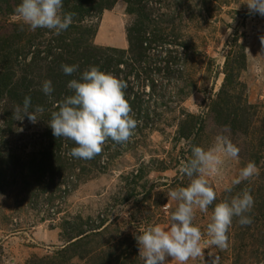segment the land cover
Instances as JSON below:
<instances>
[{
	"label": "rangeland",
	"instance_id": "rangeland-1",
	"mask_svg": "<svg viewBox=\"0 0 264 264\" xmlns=\"http://www.w3.org/2000/svg\"><path fill=\"white\" fill-rule=\"evenodd\" d=\"M76 2L63 0L62 11L73 12ZM98 2L87 5L92 10L84 16L73 13V21L80 22L63 31L78 38L82 48L126 51L127 34L140 28L139 38L164 40L157 51L145 54L148 62L156 60L153 68L164 66L165 55L173 59L167 64L173 70L169 77L149 74L159 88L143 96L148 128L155 130L131 139L140 141L137 147L115 159L105 174L62 180L52 176L51 168L41 176L31 170L49 149L43 138L47 124L38 114L35 124L26 116L17 120L13 110L1 108L6 101L1 98L0 264H143L136 235L150 226L168 227L177 207L168 193L190 183L180 167L191 158V147L208 149L221 134L240 148L239 159H227L220 174L208 177L216 200L207 212L197 210L193 223L206 234L215 204L244 190L254 198L248 214L253 222L241 226L234 218L227 249L202 242L204 256L187 264H212L216 258L217 264H264V16L250 14L245 0H116L101 12ZM111 2L104 0L102 6ZM19 3L0 0V38L11 49L23 44L16 29L24 39L42 36L43 45L57 36L23 25L15 14ZM20 60L13 55L11 73L17 74ZM66 82L60 96L52 92L54 102L72 94ZM137 84L148 94L147 74ZM249 161L259 175L225 192Z\"/></svg>",
	"mask_w": 264,
	"mask_h": 264
},
{
	"label": "clouds",
	"instance_id": "clouds-1",
	"mask_svg": "<svg viewBox=\"0 0 264 264\" xmlns=\"http://www.w3.org/2000/svg\"><path fill=\"white\" fill-rule=\"evenodd\" d=\"M245 3L250 14L264 16V0H245ZM63 7V0H20L15 14L32 31L47 29L59 35L73 23V14L64 13ZM61 68L65 75L71 76L79 66L65 64ZM67 87L72 94L58 102L48 126L54 137L76 145L68 155L92 160L103 152L109 139L117 144L132 139L139 121L134 119L131 105L125 98L127 84L124 80L101 71L97 66H90L79 78L69 80ZM41 90L50 96L54 91L52 82L45 80ZM32 107L31 97L25 96L22 106L17 105L14 110L16 119L23 120L26 116L35 124L39 120L36 114H43L45 109L37 105L30 111ZM225 130H228L227 126ZM239 152L240 148L224 134L218 135L215 145L208 149L191 147V158L180 167V172L190 178V183L168 193V197L177 202L168 227L150 226L135 237L143 264H187L190 259L204 256L202 242L207 247L225 250L229 247L228 230L233 219L238 218L241 226L253 222L248 214L254 206V198L250 191L244 190L230 200L215 204L206 234L193 223L196 211L207 212L216 200V192L208 177L220 174L227 159H239ZM256 175H259V169L255 162L249 161L224 191L231 193L233 187ZM217 260L214 259L212 264H217Z\"/></svg>",
	"mask_w": 264,
	"mask_h": 264
},
{
	"label": "trees",
	"instance_id": "trees-1",
	"mask_svg": "<svg viewBox=\"0 0 264 264\" xmlns=\"http://www.w3.org/2000/svg\"><path fill=\"white\" fill-rule=\"evenodd\" d=\"M77 1L72 10L78 16H84L86 13L92 10V7H87V5L94 3L95 0H73ZM104 0H100L96 6L99 8V12L110 9L116 2H112L108 6H102ZM74 23L70 28L75 29L77 23L80 21H73ZM18 38L23 39V44L19 49H11L7 45L5 40L0 38V100L5 98V103H3L1 108L8 110H15L14 105L23 104V99L25 96H30L32 101L33 111L37 105L43 106L45 111L43 114L37 113L39 118H42V122L47 124L43 125V138L45 139V144L49 145V149H45L43 154L40 155L38 163L32 162L33 170L32 173L39 172L41 176L51 169L52 176L59 174V178L62 180L72 178V180H86L91 177V174H102L108 171L109 167L114 166L115 159L122 156L130 148H136L140 141L134 144L133 142H127L124 144L114 143L111 139L106 141L103 147V152L96 156L92 160H82L76 159L68 155L70 149L76 145L69 140L63 138H56L52 135V130L48 126V122L51 119V113L57 110L58 102L53 101L54 93L50 96L51 101L45 102L49 97L42 92V85L45 80H50L52 82V87L54 91L61 93L60 85L64 81H69L72 77L79 78L80 74L87 70L90 66H97L101 71L112 73L119 79L126 82L127 88L125 89V98L129 102L134 113V119L139 121V124L135 130L133 138H139L141 134L146 135L148 132H152L155 128H148L149 115L144 113L143 110L146 101L143 100V96L152 95L157 92L159 86L157 81L150 77V73L166 72L167 77H169L173 70L170 71V64L173 59L169 55H165L164 66L162 68H153L152 63L156 62L154 60L151 63L148 62L145 54L151 50H156L161 47L160 43L162 40L156 41L155 38L142 39L139 38L140 28L136 29L135 32H129L127 34V44L128 48L126 51L116 49V48H98L87 44L86 47L82 48L81 42L78 38L71 36L68 33L62 32L55 36L54 39L50 38L46 45H43L39 38L42 36H37V34L24 39L22 33L16 29ZM89 35L95 34V30L88 29L85 31ZM134 33V34H132ZM137 34V35H135ZM13 35V39L17 38ZM44 39V36H43ZM39 40V41H38ZM87 40V37H86ZM59 50V51H58ZM82 50L80 53L76 51ZM58 51V53H56ZM159 53V52H158ZM168 54L169 52H162L160 54ZM128 57H125V55ZM13 55H17L21 58L17 74L11 73L9 70V64L13 58ZM28 59V62H26ZM145 63V64H144ZM173 63V62H172ZM73 65L79 66L78 71L73 75H65L62 71V65ZM180 71L179 68H177ZM147 74V79L150 83V88L148 94L144 92L145 90L141 85H138L141 81V74ZM166 77V78H167ZM60 88V89H59ZM151 92V93H150ZM146 93V94H145ZM68 95H71L70 92ZM150 95V96H152ZM45 96V97H42ZM10 101V102H8ZM57 103V104H56ZM56 104V106H54ZM10 106L11 108H6ZM8 114V113H7ZM40 114V115H39ZM6 115V114H5ZM151 129V130H150ZM67 145V147L65 146ZM51 174V173H49ZM84 232L78 234V237L83 235ZM70 244H75L71 242Z\"/></svg>",
	"mask_w": 264,
	"mask_h": 264
}]
</instances>
